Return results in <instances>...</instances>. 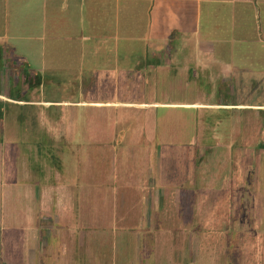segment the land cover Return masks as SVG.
<instances>
[{
  "label": "crops",
  "instance_id": "crops-1",
  "mask_svg": "<svg viewBox=\"0 0 264 264\" xmlns=\"http://www.w3.org/2000/svg\"><path fill=\"white\" fill-rule=\"evenodd\" d=\"M1 103L16 110L12 140L19 122L26 134L44 125L115 133L128 108L166 109L188 114L192 133L223 134L224 150H239L242 132L262 131L264 0H0ZM232 225L240 260L264 254V237ZM44 227L48 237L53 227ZM155 244L148 237L131 251L123 239L120 254H89L85 264H155L143 253ZM50 261L71 263L48 249L42 263Z\"/></svg>",
  "mask_w": 264,
  "mask_h": 264
},
{
  "label": "rangeland",
  "instance_id": "rangeland-1",
  "mask_svg": "<svg viewBox=\"0 0 264 264\" xmlns=\"http://www.w3.org/2000/svg\"><path fill=\"white\" fill-rule=\"evenodd\" d=\"M126 110L120 132L90 133L86 125L57 134L44 125L26 134L19 122L12 140L16 110L1 103L3 263L43 264L49 249L85 264L89 254H120L123 239L132 251L149 237L156 244L143 253L155 264H264L256 248L240 260L232 225L245 224L242 237H264V119L256 120L262 131L240 134L239 150L238 142L230 147L238 162L235 155L226 163L228 139L192 133L188 114Z\"/></svg>",
  "mask_w": 264,
  "mask_h": 264
},
{
  "label": "trees",
  "instance_id": "trees-1",
  "mask_svg": "<svg viewBox=\"0 0 264 264\" xmlns=\"http://www.w3.org/2000/svg\"><path fill=\"white\" fill-rule=\"evenodd\" d=\"M249 175L251 176V172H249Z\"/></svg>",
  "mask_w": 264,
  "mask_h": 264
}]
</instances>
